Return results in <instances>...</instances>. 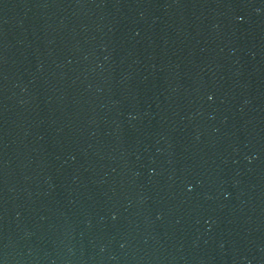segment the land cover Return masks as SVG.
<instances>
[{
    "label": "water",
    "instance_id": "water-1",
    "mask_svg": "<svg viewBox=\"0 0 264 264\" xmlns=\"http://www.w3.org/2000/svg\"><path fill=\"white\" fill-rule=\"evenodd\" d=\"M0 264H264V0H0Z\"/></svg>",
    "mask_w": 264,
    "mask_h": 264
}]
</instances>
